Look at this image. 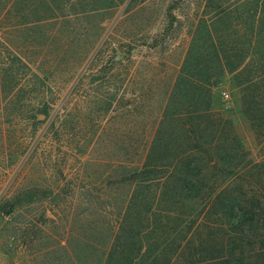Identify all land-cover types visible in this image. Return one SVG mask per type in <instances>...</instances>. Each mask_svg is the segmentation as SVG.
Instances as JSON below:
<instances>
[{"label": "rangeland", "instance_id": "1", "mask_svg": "<svg viewBox=\"0 0 264 264\" xmlns=\"http://www.w3.org/2000/svg\"><path fill=\"white\" fill-rule=\"evenodd\" d=\"M257 4L0 0V264L224 260L220 194L264 197Z\"/></svg>", "mask_w": 264, "mask_h": 264}, {"label": "trees", "instance_id": "2", "mask_svg": "<svg viewBox=\"0 0 264 264\" xmlns=\"http://www.w3.org/2000/svg\"><path fill=\"white\" fill-rule=\"evenodd\" d=\"M254 7L255 9H252L251 11V16L254 18L251 25V31L253 32V34H255L254 36L256 37V39H250L249 46L252 47V55L255 56L254 60L260 62L259 65L261 66L262 70H259L257 72L258 68L255 67L253 74L257 72V75L264 76V9L260 11V14L258 10L260 5L257 4ZM259 14L262 15L260 18H258ZM208 38H210L209 40L211 42L212 38L210 34H208ZM244 58L247 59V57L244 56L242 57V60ZM232 70L233 68L230 69L231 73L236 72L237 68L235 69V71ZM252 75V79L249 78L246 83H252L251 81L255 77H253ZM188 167L193 169L192 165ZM251 170L253 172H256L257 165H252ZM184 172L186 176L189 177L190 175V178L197 177L196 175H194L195 170L189 174H186V171ZM190 178L187 182L185 180L184 182L183 180H181L184 186H190ZM198 182L202 184L200 185V188H204L203 182L201 180H199ZM253 192L257 191H251V189H248V191L240 193L243 198H233L232 194L229 196L220 194L221 198L219 199V201L225 204L226 214L228 215V218L231 222V224L229 225L231 231L233 232V234L229 236L231 244L234 240H237V238L241 242L239 244L240 246L237 245L236 247L231 246L230 244L228 255L224 257L223 261H219L220 263L218 264H259L258 259L260 257H264V255H260L259 253V248L261 246V250L264 251V244L262 245V243L264 242V197H262V199L260 195H257ZM193 198H196V195L193 196ZM226 199H229L230 203H226ZM262 264H264V260Z\"/></svg>", "mask_w": 264, "mask_h": 264}]
</instances>
